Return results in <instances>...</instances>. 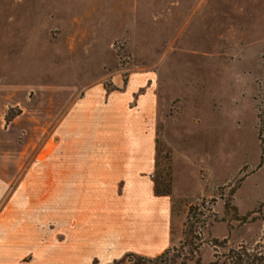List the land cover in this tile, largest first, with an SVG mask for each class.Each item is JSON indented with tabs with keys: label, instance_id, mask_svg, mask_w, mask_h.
<instances>
[{
	"label": "rangeland",
	"instance_id": "374dc122",
	"mask_svg": "<svg viewBox=\"0 0 264 264\" xmlns=\"http://www.w3.org/2000/svg\"><path fill=\"white\" fill-rule=\"evenodd\" d=\"M109 80L155 82L151 178L169 195L177 183L173 243L156 263L130 253L85 264H207L215 251L264 246V0H0V83L33 88L27 98L43 108L45 85ZM44 143L13 189L43 190L28 177L43 173Z\"/></svg>",
	"mask_w": 264,
	"mask_h": 264
},
{
	"label": "crops",
	"instance_id": "0c3cea01",
	"mask_svg": "<svg viewBox=\"0 0 264 264\" xmlns=\"http://www.w3.org/2000/svg\"><path fill=\"white\" fill-rule=\"evenodd\" d=\"M109 81L110 89L45 85L43 108L29 102L33 88L0 83V264L154 258L172 245L177 183L172 195L156 196L151 178L155 82ZM43 137L34 158L43 173L28 177L43 180V190L13 189Z\"/></svg>",
	"mask_w": 264,
	"mask_h": 264
},
{
	"label": "trees",
	"instance_id": "16d2710c",
	"mask_svg": "<svg viewBox=\"0 0 264 264\" xmlns=\"http://www.w3.org/2000/svg\"><path fill=\"white\" fill-rule=\"evenodd\" d=\"M11 118V117H10ZM6 120H9L6 119ZM154 193L156 196H168L169 191L161 192L159 191L157 185H154ZM226 212H233L234 217L238 219L241 223H246L249 218V215L245 216H238L236 207L232 206L229 202L225 205ZM259 212V211H257ZM254 212V213H257ZM188 222V221H187ZM186 226H188L186 224ZM184 243H186L187 249L189 250V254L192 256L194 255L193 252L198 249L197 244L193 242V237H191L190 230H186L183 233ZM215 243L217 241L215 240ZM216 244H214L215 246ZM217 246V245H216ZM170 254L169 249L165 250L161 255L155 257L152 260H148L149 263H156L165 258H167ZM193 261V260H190ZM194 264H201L200 259H196L193 261ZM207 264H264V246H255L254 248H248L245 246H239L235 249H228L223 254H218L215 251L213 256V260L208 262Z\"/></svg>",
	"mask_w": 264,
	"mask_h": 264
}]
</instances>
